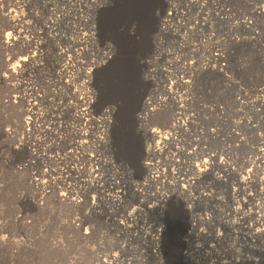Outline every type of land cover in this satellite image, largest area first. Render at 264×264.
Returning <instances> with one entry per match:
<instances>
[{"label":"rangeland","instance_id":"1","mask_svg":"<svg viewBox=\"0 0 264 264\" xmlns=\"http://www.w3.org/2000/svg\"><path fill=\"white\" fill-rule=\"evenodd\" d=\"M263 10L0 0V264H264Z\"/></svg>","mask_w":264,"mask_h":264},{"label":"bare ground","instance_id":"2","mask_svg":"<svg viewBox=\"0 0 264 264\" xmlns=\"http://www.w3.org/2000/svg\"><path fill=\"white\" fill-rule=\"evenodd\" d=\"M98 1V0H97ZM100 1V0H99ZM105 2V1H104ZM169 2V1H168ZM101 3V2H100ZM100 6H102V5H100ZM160 6V5H159ZM158 6V7H159ZM94 7V6H93ZM96 7V6H95ZM156 7V6H155ZM154 9V8H153ZM158 10V9H157ZM156 10V11H157ZM155 11V12H156ZM262 12V15H264V10L263 11H261ZM158 13V12H157ZM170 14V13H169ZM59 15H61V13H59ZM152 16H153V14H152ZM154 16H156V15H154ZM153 16V17H154ZM152 17V18H153ZM166 18H170V16L169 15H167V17ZM57 20V19H56ZM12 21V20H11ZM151 21H152V19H151ZM153 21H155L154 19H153ZM48 22V21H47ZM162 22V21H161ZM12 23H13V21H12ZM11 23V24H12ZM49 23V22H48ZM54 23V22H53ZM153 25V24H152ZM162 25H163V27L164 28H166V29H169L170 27H171V24H170V22L169 21H163V23H162ZM151 29V28H150ZM164 31V30H163ZM150 34V33H149ZM148 37V36H147ZM83 38H85L84 36L82 37V42L83 43H89V42H91V40H89L90 38L89 37H86V39H83ZM81 39V38H80ZM6 43V42H5ZM82 46V45H81ZM219 56V55H218ZM28 58L30 59V57H23L22 59H20V62H22L23 63V65L28 61ZM104 60V61H103ZM107 59L106 58H104V59H102V60H100V61H98V62H95V63H93V65H91L90 67L91 68H87V70H86V79L87 80H90L91 79V74L93 73V70L95 69V68H97V67H101V66H103V64L105 63V61H106ZM66 63V62H65ZM92 64V63H91ZM89 66V65H88ZM72 67V66H71ZM205 68L207 69V70H212V68L210 67V66H208V65H205ZM62 69V68H61ZM71 69V68H70ZM186 70L188 71H190V72H193V69H190L188 66H186ZM64 71V70H63ZM89 72H91V74H88ZM103 73H104V71H103ZM187 74H188V72H187ZM190 74V73H189ZM188 74V75H189ZM115 75V74H114ZM112 76V75H111ZM105 82V81H104ZM182 82V81H181ZM182 84V83H181ZM187 88V87H186ZM87 100H89V99H85V101H87ZM82 101H84V99L82 100ZM84 101V102H85ZM83 102V107L85 106V103ZM147 105V104H146ZM30 106V105H29ZM149 106V105H148ZM31 107V106H30ZM153 108V107H152ZM149 109H151V108H149ZM86 110L87 109H81V110H79V112H78V114H79V116H81L82 118L83 117H85L86 116ZM27 112V111H26ZM10 115V114H9ZM19 115H20V113H19ZM19 115H10L11 117H10V120L15 124V125H18L19 126V124H21L20 122H21V120H19ZM173 116V115H172ZM178 117V116H177ZM174 118V117H173ZM176 118V117H175ZM171 119H172V117H171ZM178 119V118H177ZM177 119H175V121L177 120ZM170 120V119H169ZM172 121H174V120H172ZM180 121V120H179ZM184 121H186V120H184ZM25 125L24 126H28V124H29V122H28V119L26 118L25 119ZM173 123V122H172ZM178 123V122H177ZM176 124V123H175ZM178 124H182V121H181V123L179 122ZM170 125V124H169ZM174 125V124H173ZM177 125V124H176ZM183 125V124H182ZM181 125V126H182ZM184 126V125H183ZM182 126V127H183ZM171 128V127H170ZM179 128H180V126H179ZM169 129V128H168ZM172 132V131H171ZM170 134V133H169ZM151 135H153V137H155L156 139H158V138H161V135H160V132H158V131H151ZM166 135H168V134H166ZM149 156V155H148ZM138 157V156H137ZM135 158H136V156H135ZM146 164V163H145ZM145 166H147L148 168H149V166H150V164L149 163H147ZM144 166V167H145ZM147 167H146V169H147ZM156 174L155 173H152V175H150V173L148 174V181L147 182H150V181H155V179H156ZM179 180V179H178ZM192 180H197V178L196 179H192ZM115 181V180H114ZM180 181V180H179ZM181 182V181H180ZM167 184L169 183V182H166ZM185 183H186V181H185ZM192 183V182H191ZM239 183V182H238ZM179 184V183H178ZM142 186H144L143 184H142ZM243 186H245V183L242 181L241 183H239L238 184V187H237V190H238V193L240 194V192L241 191H243L245 188H243ZM182 188H184L185 187V185H182L181 186ZM181 188V189H182ZM180 192V191H179ZM122 194H123V192H121ZM181 193V192H180ZM236 192H234V194H235ZM169 194H171V193H169ZM169 194H163L162 195V197H161V201L163 202V203H165L167 200L169 201V199L170 198H172L171 197V195H169ZM237 194V193H236ZM244 195V194H243ZM242 195V196H243ZM123 196V195H122ZM234 196V195H233ZM236 196V195H235ZM240 196V195H239ZM65 197V196H64ZM177 197H179V196H176V198ZM174 198V197H173ZM236 198H238V197H236ZM236 198H235V200H236ZM67 199V198H66ZM113 203H115V204H117V203H119V199L120 198H118V196H116L115 198L114 197H111V198H109ZM249 200H251V199H249ZM61 201V200H60ZM160 201V202H161ZM248 202V201H247ZM115 206V205H114ZM238 208V207H237ZM136 214V213H135ZM138 216V215H137ZM131 218H133L132 216H131ZM173 221V220H172ZM174 224L175 223H173V227H174ZM192 228H194V226H193V224H188V229L189 230H193ZM162 232V231H161ZM161 235H160V230L159 231H156V234H155V238H154V240L155 241H152L151 242V254L153 253V254H157V255H159V249H158V245H159V243H160V237ZM160 237V238H159ZM166 237H168V238H166L167 239V241H168V251H169V254H170V257L171 258H173V257H175V249H174V244H175V237H174V235H172V232L171 233H169L168 232V235L166 236ZM186 258H188V259H190L187 255H186Z\"/></svg>","mask_w":264,"mask_h":264}]
</instances>
